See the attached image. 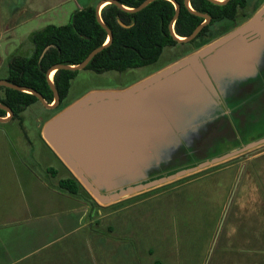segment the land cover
Listing matches in <instances>:
<instances>
[{
  "label": "water",
  "instance_id": "1",
  "mask_svg": "<svg viewBox=\"0 0 264 264\" xmlns=\"http://www.w3.org/2000/svg\"><path fill=\"white\" fill-rule=\"evenodd\" d=\"M150 1L142 0L135 7H126L117 0H99L94 5L95 19L105 30L106 38L80 62L55 63L45 70V80L52 92L51 104L30 87L5 79H0V86L30 93L45 108H53L58 102V93L50 72L84 68L111 41V31L100 18L101 7L112 3L119 9L136 12ZM168 1L173 4L174 12L167 28L177 42L192 39L210 18L192 9L188 0H183L184 7L203 21L187 35L178 36L173 31V23L179 4L175 0ZM208 1L223 5L228 0ZM116 21L128 26L118 18ZM263 59L264 1L241 24L153 72L120 88L85 92L46 119L40 135L95 202H115L263 145L264 134L183 164L187 155L205 150L182 151L196 146L203 125L221 111L219 96L225 95L234 80L253 75ZM0 108L8 113L7 117H0V122L7 121L11 110L2 103ZM245 128L241 127L237 138L232 139L239 140ZM217 146L220 145L214 148Z\"/></svg>",
  "mask_w": 264,
  "mask_h": 264
},
{
  "label": "rangeland",
  "instance_id": "2",
  "mask_svg": "<svg viewBox=\"0 0 264 264\" xmlns=\"http://www.w3.org/2000/svg\"><path fill=\"white\" fill-rule=\"evenodd\" d=\"M263 1L248 0V5H259ZM53 2L54 0H0V78L5 77L7 63L12 56L31 53L29 35L32 31L46 24L62 25L69 21L75 9L73 0L29 18L31 11L50 6ZM9 23L17 25L7 29ZM228 25L229 21L216 22L209 26V34L215 37L222 31V27ZM210 39L212 38L208 40ZM180 51V46L164 47L154 64L124 72L94 73L87 69L77 70L70 80L66 99H76L93 89L120 88L153 72L157 67L170 63ZM52 75L53 72L51 79ZM1 93L0 89V95ZM45 113V108L39 102L26 106L20 114V121L18 118H10L0 122V136L6 140L10 157L9 161L5 159L3 163L15 168L32 166L35 173L51 187L67 174L48 173L55 169L63 172L64 169L39 137V125L46 117ZM244 127L246 128L239 140H228V143L215 148L189 154L184 158L183 164L220 153L250 137L263 135L264 113L260 121ZM262 152L264 144L246 154L238 155V158L223 166L134 194L130 198L137 200L146 197L149 200L135 205L133 209L128 208L104 217L99 221V227L108 223L118 224L128 233L132 230L133 235H146L143 245L153 248L154 256L163 255L159 251L164 250L166 264H264V243L255 246L250 243L251 235L264 230ZM27 177L30 178L29 175ZM11 183L16 189L14 184L18 185L12 177ZM42 191L41 194L37 193V200H45L42 195L47 191ZM14 203L12 198V207L22 205L21 200ZM72 204L67 207L70 208ZM50 210L58 213L64 211L61 207L44 209ZM143 210H148L147 215L138 218ZM255 250H259L256 251L257 255Z\"/></svg>",
  "mask_w": 264,
  "mask_h": 264
},
{
  "label": "trees",
  "instance_id": "3",
  "mask_svg": "<svg viewBox=\"0 0 264 264\" xmlns=\"http://www.w3.org/2000/svg\"><path fill=\"white\" fill-rule=\"evenodd\" d=\"M117 1L126 7H135L142 0ZM175 1L178 2L180 8L173 24V30L175 34L185 36L202 18L188 12L182 5V0ZM189 4L196 11L209 14L213 20L225 19L230 22V20L237 19V12L240 7H244L245 0H228L223 5L213 4L208 0H189ZM173 11V5L168 0H152L136 12L119 9L112 3L104 4L99 14L102 22L111 31V41L97 52L83 69L94 73L103 71L124 72L154 64L166 46L178 44L182 47L180 53L185 54L207 43L209 38H213L209 34V25H206L191 41L177 43L169 35L167 28ZM246 16L247 14L244 13L237 21L243 20ZM116 18L128 26H121ZM230 26L231 24L222 27L220 33L229 29ZM29 38L32 45L31 53L12 56L7 63L5 79L14 84L34 89L46 102H50L52 93L45 80V70L55 63L76 64L80 62L91 49L104 42L106 32L95 19L94 6L89 5L72 11L67 23L62 25L46 24L42 28L32 31ZM45 46L48 47L41 55ZM76 72V70L64 69H57L53 72L52 82L58 92L59 103L56 108L50 111V114L57 112L64 105L62 100L66 96L70 79ZM133 81L135 80L131 82ZM125 85L127 84L121 87ZM0 89L3 90L0 103L8 106L14 117H18L24 106L37 101L35 96L27 92L3 86H0ZM4 113L0 109V116ZM236 158L238 156L184 177H191L210 168L223 166ZM63 167L68 175L60 178L56 187L62 192L83 199L89 205L98 206L67 168L64 165ZM184 177L172 182L180 181ZM250 243L252 246L262 245L264 243V230L257 235H251ZM256 251L259 250H255V255H257Z\"/></svg>",
  "mask_w": 264,
  "mask_h": 264
},
{
  "label": "crops",
  "instance_id": "4",
  "mask_svg": "<svg viewBox=\"0 0 264 264\" xmlns=\"http://www.w3.org/2000/svg\"><path fill=\"white\" fill-rule=\"evenodd\" d=\"M67 1L54 0L56 3L50 6L31 11L29 18ZM73 1L75 9H80L94 6L99 0ZM16 25L9 23L6 28ZM8 152L6 140L0 136V264H166L164 250L159 251L163 255L154 256L153 248L143 245L146 235H133L132 230L128 233L118 224L99 227L104 217L133 209L149 198L136 200L128 196L115 201L127 200L122 204L89 205L60 191L56 185L49 187L32 166L5 165L4 160L10 159ZM11 177L18 185L14 184L16 189L12 187ZM43 189L47 191L42 195L45 200H37V193L41 194ZM12 198L14 204L21 200L22 205L12 207ZM52 207H61L64 211H44ZM147 212L143 210L138 218Z\"/></svg>",
  "mask_w": 264,
  "mask_h": 264
},
{
  "label": "flooded vegetation",
  "instance_id": "5",
  "mask_svg": "<svg viewBox=\"0 0 264 264\" xmlns=\"http://www.w3.org/2000/svg\"><path fill=\"white\" fill-rule=\"evenodd\" d=\"M188 2H189V0H188ZM248 4H249L248 0H245L244 7H242V8L240 7L238 12H237V16H238L237 19L233 20V21L230 20L231 26L229 27V29H227L226 31L216 35L215 37L210 39V41L217 38L221 34L233 29L237 25L241 24L250 15H252L254 11H256V9L262 4V2H261V4L255 5V6L254 5H248ZM182 5H183V0H182ZM179 8H180V5H179ZM173 9H174V7H173ZM178 13H179V11H178ZM203 13H205V12H203ZM244 13L247 14V16L244 17L243 20L237 21L242 15H244ZM209 17H210L209 20L203 26H206V25L210 26L216 22L226 21L225 19L213 20L210 15H209ZM201 21H203V19ZM195 36L192 39H194ZM192 39H190L189 41H191ZM189 41H186V42H189ZM186 42H183V43H186ZM175 46H180V45L175 44V45H170V46H166V47L170 48V47H175ZM185 54H187V53H185ZM185 54H181V53H179V55L177 54V56L173 60H171L170 62L176 60L177 58H179ZM162 66H164V65H162ZM157 68H159V67H157ZM6 75H7V70H6ZM6 75H5V77H6ZM5 77L0 78V79H5ZM1 92L2 93L0 96L3 95L2 89H1ZM67 92H68V90H67ZM66 96H67V93H66ZM66 96L62 100V103H64V105L62 107H64L65 105L69 104L70 102H72L74 100V99H66ZM218 100L220 102L219 106H220L221 111H219L214 116H212L211 120H209L208 122H206L203 125L204 129H202L200 131V138L197 140L196 146H194V147L192 146L191 148L185 147L184 150H182V151L189 153L190 150H202V149L212 148L216 145H222L226 141H228V140L232 139L233 137H235L236 135H238L237 132H239V129H241V127H244V126L249 125L251 123H257L258 121H260L262 119V116L264 113V59H263V61L261 60V62L256 66V71L253 75L246 76L245 78L240 79V80H234L228 86L225 95L224 96L220 95ZM34 102H39V101L37 100ZM34 102H32V103H34ZM52 102H53V100L51 99V101L47 102V103L51 104ZM32 103H30V104H32ZM58 103H59V95H58V102L53 108H50V109L45 108L40 103L42 105V107L45 108L46 117L43 119V121L39 125V133L38 134H39L41 141L45 145H46V143L43 141V139L40 135L41 125L43 124V122L46 119H48L51 115H53L56 112L55 111L54 113L49 114L52 109L57 107ZM30 104H28V105H30ZM28 105H26V106H28ZM26 106H24L23 109ZM23 109L19 112L18 117H14L12 114V111H11V116L9 117V119L10 118H18V120L20 121V118H21L20 114L23 111ZM1 110H3V109H1ZM3 111L5 113H4V115H1L0 117H3V118L7 117L8 113L5 110H3ZM47 148H48V146H47ZM54 157L57 159L59 164L64 169V171H63L64 173L61 170H56V169L50 170V171H48V173H50L51 175H54V174H63V175L67 174L68 175L66 169L63 167L60 160H58V158L55 155H54ZM67 175H64V177ZM61 178H63V177H61Z\"/></svg>",
  "mask_w": 264,
  "mask_h": 264
},
{
  "label": "bare ground",
  "instance_id": "6",
  "mask_svg": "<svg viewBox=\"0 0 264 264\" xmlns=\"http://www.w3.org/2000/svg\"><path fill=\"white\" fill-rule=\"evenodd\" d=\"M52 72H53V71L50 72V75H49L50 78H51V74H52Z\"/></svg>",
  "mask_w": 264,
  "mask_h": 264
}]
</instances>
